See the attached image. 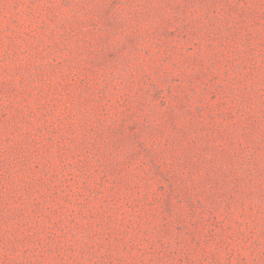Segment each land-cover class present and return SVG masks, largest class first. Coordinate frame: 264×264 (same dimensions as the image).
<instances>
[{
    "label": "rangeland",
    "instance_id": "1",
    "mask_svg": "<svg viewBox=\"0 0 264 264\" xmlns=\"http://www.w3.org/2000/svg\"><path fill=\"white\" fill-rule=\"evenodd\" d=\"M0 264H264V0H0Z\"/></svg>",
    "mask_w": 264,
    "mask_h": 264
}]
</instances>
